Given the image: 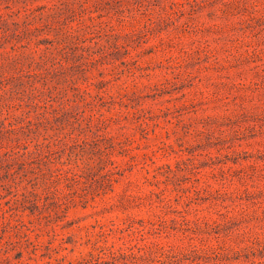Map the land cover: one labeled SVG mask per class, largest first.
I'll list each match as a JSON object with an SVG mask.
<instances>
[{
  "label": "rangeland",
  "instance_id": "rangeland-1",
  "mask_svg": "<svg viewBox=\"0 0 264 264\" xmlns=\"http://www.w3.org/2000/svg\"><path fill=\"white\" fill-rule=\"evenodd\" d=\"M0 264H264V0H0Z\"/></svg>",
  "mask_w": 264,
  "mask_h": 264
}]
</instances>
